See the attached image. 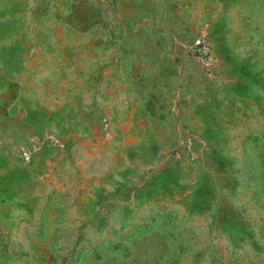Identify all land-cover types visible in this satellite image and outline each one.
I'll return each instance as SVG.
<instances>
[{"label": "rangeland", "instance_id": "1", "mask_svg": "<svg viewBox=\"0 0 264 264\" xmlns=\"http://www.w3.org/2000/svg\"><path fill=\"white\" fill-rule=\"evenodd\" d=\"M0 264H264V0H0Z\"/></svg>", "mask_w": 264, "mask_h": 264}]
</instances>
